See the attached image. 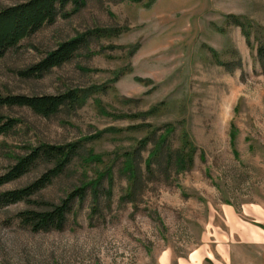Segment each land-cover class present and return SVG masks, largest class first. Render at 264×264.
I'll use <instances>...</instances> for the list:
<instances>
[{
  "label": "rangeland",
  "instance_id": "obj_1",
  "mask_svg": "<svg viewBox=\"0 0 264 264\" xmlns=\"http://www.w3.org/2000/svg\"><path fill=\"white\" fill-rule=\"evenodd\" d=\"M25 1L0 0V9ZM146 1L86 0L77 13L43 26L0 60V97L106 86L81 108H61L49 118L26 107L0 106V126L15 121L0 135V176L28 147L87 139L83 151L93 150L102 163L91 171L111 167L114 178L110 204L102 193L95 212L90 194L73 202L61 231H33L21 214L45 211L78 186L76 159L26 200L0 203V264H160L166 253L173 260L185 257L211 225L224 230L222 205L239 209L264 201V67L257 54L264 46V0H154L145 7ZM227 15L251 25L250 45L239 27L225 23ZM95 28L125 31L92 39L41 77L22 75L59 43ZM134 45L138 49L131 53ZM153 107L157 111L145 115ZM167 126L173 128V151L180 134H188L197 148L194 167L179 175L170 169L165 177L159 165L164 162H154L155 173L144 178L135 205L120 203L123 155L151 138L137 157L145 175L150 131L158 136ZM48 167L37 162L0 186V193L30 185Z\"/></svg>",
  "mask_w": 264,
  "mask_h": 264
},
{
  "label": "trees",
  "instance_id": "obj_2",
  "mask_svg": "<svg viewBox=\"0 0 264 264\" xmlns=\"http://www.w3.org/2000/svg\"><path fill=\"white\" fill-rule=\"evenodd\" d=\"M141 4L144 0H122ZM154 0H148L142 5L149 7ZM86 0H27L23 3L0 9V60L5 53L15 48L22 40L30 37L43 26L53 24L58 17H70L77 13L84 5ZM71 5V9L67 12L65 8ZM227 25L239 27L245 41L250 45L251 25L243 22L241 18L235 15H227L225 17ZM125 29L117 28H95L82 33H77L74 37L58 44L53 51L46 55L35 65L31 66L22 75L26 77H41L53 68L69 62L75 57L79 50L88 48L92 39L112 38L123 33ZM138 45L132 47L135 53ZM212 51V50H211ZM212 53L216 56L215 52ZM259 60L264 67V46L259 45L257 48ZM224 64H222L223 66ZM121 76L120 72L115 73V78ZM141 83H148L146 80L137 79ZM106 86H91L87 88L68 89L63 94L45 95V96H6L0 97V106L6 107H26L33 113L49 118L56 114L61 108L74 111L85 105L86 101L92 95L105 92ZM157 107L151 108L145 115H152L157 111ZM115 115V114H111ZM112 117H125L123 114ZM15 121L8 120L0 126V135L5 134L14 127ZM156 129L150 131L154 139L153 147L145 159V175L142 172L137 157L140 150L143 149L151 138L145 137L139 144V149L132 152H126L123 155L120 171L126 178V188L121 195L119 202H129L135 205L134 197L136 192L141 188L144 178H151L154 175V162L162 160V173L165 177L169 176L170 169H174L175 175H179L190 171L194 167V157L197 148L193 146L188 134L182 132L179 137V145L175 151L169 144L173 128L167 126L161 134L156 135ZM87 139H80L65 145H51L40 143L33 147L25 149L24 156L14 158V164L0 176V186L13 182L28 171H30L37 162H43L49 167L30 185L0 193V203L13 204L24 201L34 193L41 191L52 181L61 175L71 166L72 162L77 161L80 170L79 184L61 199L58 204H49V208L45 211H31L21 214L22 221L29 225L33 231L48 232L51 230L61 231L66 223L67 217L72 210V204L75 201L82 202L88 194L92 197L94 206L92 211H97L98 200L101 195L110 204L112 199L113 170L112 168H103V170L93 171V179L89 180L87 173L91 171V165H101L100 157L93 150H84ZM202 156V154H201ZM91 171V173H92ZM109 185V188H103V182ZM103 188V189H101Z\"/></svg>",
  "mask_w": 264,
  "mask_h": 264
},
{
  "label": "crops",
  "instance_id": "obj_3",
  "mask_svg": "<svg viewBox=\"0 0 264 264\" xmlns=\"http://www.w3.org/2000/svg\"><path fill=\"white\" fill-rule=\"evenodd\" d=\"M221 211L224 230L211 225L185 257L166 253L160 264H264V201L222 205Z\"/></svg>",
  "mask_w": 264,
  "mask_h": 264
}]
</instances>
